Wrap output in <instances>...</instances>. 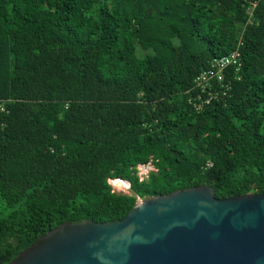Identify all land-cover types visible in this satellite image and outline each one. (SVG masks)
I'll use <instances>...</instances> for the list:
<instances>
[{
    "label": "trees",
    "instance_id": "1",
    "mask_svg": "<svg viewBox=\"0 0 264 264\" xmlns=\"http://www.w3.org/2000/svg\"><path fill=\"white\" fill-rule=\"evenodd\" d=\"M198 187L264 195V0H0V264Z\"/></svg>",
    "mask_w": 264,
    "mask_h": 264
},
{
    "label": "water",
    "instance_id": "2",
    "mask_svg": "<svg viewBox=\"0 0 264 264\" xmlns=\"http://www.w3.org/2000/svg\"><path fill=\"white\" fill-rule=\"evenodd\" d=\"M10 264H264V195L219 200L198 187L137 198L123 219L64 223Z\"/></svg>",
    "mask_w": 264,
    "mask_h": 264
},
{
    "label": "built area",
    "instance_id": "3",
    "mask_svg": "<svg viewBox=\"0 0 264 264\" xmlns=\"http://www.w3.org/2000/svg\"><path fill=\"white\" fill-rule=\"evenodd\" d=\"M241 66L242 62L240 52L238 50H235L226 56H223L219 59H214L211 63L210 69L201 73L195 79V84L202 90H205L210 86V81L212 78L217 77L219 81L222 80L220 76L222 74V71L228 68H233L235 72L238 73L241 69ZM215 97L213 96V94L203 100L201 99V97H199L198 102H193L194 109L196 111H200L204 105L209 104V102Z\"/></svg>",
    "mask_w": 264,
    "mask_h": 264
},
{
    "label": "rangeland",
    "instance_id": "4",
    "mask_svg": "<svg viewBox=\"0 0 264 264\" xmlns=\"http://www.w3.org/2000/svg\"><path fill=\"white\" fill-rule=\"evenodd\" d=\"M138 175L141 177V178H146L147 177V174L151 171H154L152 165H148V166H144V167H138ZM113 190L114 192L116 193H121V194H130L129 190L127 188H125L124 190H116L114 187H113Z\"/></svg>",
    "mask_w": 264,
    "mask_h": 264
},
{
    "label": "bare ground",
    "instance_id": "5",
    "mask_svg": "<svg viewBox=\"0 0 264 264\" xmlns=\"http://www.w3.org/2000/svg\"><path fill=\"white\" fill-rule=\"evenodd\" d=\"M113 187L116 189V190H124L125 188H127V186H125L124 184L120 183V182H117L115 181L113 183Z\"/></svg>",
    "mask_w": 264,
    "mask_h": 264
}]
</instances>
